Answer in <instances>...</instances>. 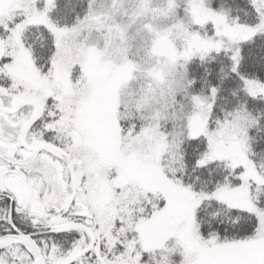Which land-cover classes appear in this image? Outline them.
Returning a JSON list of instances; mask_svg holds the SVG:
<instances>
[{"label": "snow or ice", "instance_id": "1", "mask_svg": "<svg viewBox=\"0 0 264 264\" xmlns=\"http://www.w3.org/2000/svg\"><path fill=\"white\" fill-rule=\"evenodd\" d=\"M234 4L138 124L118 83L62 72L68 46L98 55L95 0H0V264H264V0Z\"/></svg>", "mask_w": 264, "mask_h": 264}, {"label": "rangeland", "instance_id": "2", "mask_svg": "<svg viewBox=\"0 0 264 264\" xmlns=\"http://www.w3.org/2000/svg\"><path fill=\"white\" fill-rule=\"evenodd\" d=\"M186 2L195 6L185 16ZM95 3L91 29L86 28L77 39L81 44L86 41L87 47L98 55H86L80 47L68 46L61 60L62 72L67 69L70 73L73 64H86L88 76L97 83H118V102L136 110L138 124H147L157 116L164 124L174 93L183 87L185 69L178 54L204 46L201 40L190 37L197 29L192 27L213 12L209 1L95 0ZM127 68L132 70L122 71ZM122 115L128 117L129 112ZM131 146V142L125 145Z\"/></svg>", "mask_w": 264, "mask_h": 264}, {"label": "trees", "instance_id": "3", "mask_svg": "<svg viewBox=\"0 0 264 264\" xmlns=\"http://www.w3.org/2000/svg\"><path fill=\"white\" fill-rule=\"evenodd\" d=\"M208 1H209V7L211 8V0H208ZM221 3H222V5L224 7H233V8H235L234 0H221ZM211 10H213V9L211 8ZM53 19H58V17H53ZM197 24H198V22H197ZM197 24H195L196 26L195 27L193 26L192 28H198ZM30 56H31V54H30ZM69 71H71V67L69 68ZM187 71L189 72V74H191V70L190 69H188ZM198 91H200L201 94H204L203 89L198 90Z\"/></svg>", "mask_w": 264, "mask_h": 264}]
</instances>
